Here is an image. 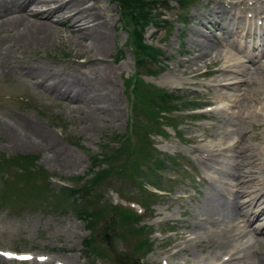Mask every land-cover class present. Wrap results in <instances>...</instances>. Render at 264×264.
I'll return each mask as SVG.
<instances>
[{
  "label": "rangeland",
  "instance_id": "1",
  "mask_svg": "<svg viewBox=\"0 0 264 264\" xmlns=\"http://www.w3.org/2000/svg\"><path fill=\"white\" fill-rule=\"evenodd\" d=\"M83 2L91 6L90 12L94 15L100 13L96 16L98 20L95 23L98 22L97 32L101 30L100 33L108 34V41L100 46L104 52L100 53L101 49L97 42H94L93 48L91 36L82 38L75 33H70L68 26H60L58 32L52 36L53 39L45 42L46 44H41V48L40 46L35 49L25 47L17 51L18 49L13 46L9 49L12 51H8L10 61L0 66V124L4 126L0 129V160L2 157L11 158L17 154H35L38 155V168L44 169L42 173L44 176L40 180L34 177L27 178L26 182L25 179L20 178L17 186L19 183L23 185L7 191L3 188V175L0 170V249L44 255L49 257V261L46 262L53 264L57 261L65 264H112V260L118 257L117 253L124 249L131 251L134 248L135 240L126 241L121 236V233L128 231L127 225L120 224L122 219L119 215L113 218L105 217L108 212L106 210L105 218L95 227L97 231L99 230L96 236L103 257L96 256V253V255L91 254L86 248L84 239L92 235L87 226L88 220L92 218L88 215L87 218H83L84 213L80 214L79 211L89 212L96 206H91L85 197L81 199L77 194L71 196L70 193H63L61 187L79 181L72 182L69 180L70 177L85 176L88 173L95 163L92 155L104 152L107 146L112 148L123 143L124 136L131 133L132 123L135 122L138 129L143 127L146 130L149 125H152L143 107L133 104L132 100L135 101V98L132 97L127 84L129 78L140 72V76L146 83L178 91L179 96L184 99H195L201 106L210 104L225 107L226 105V108L221 109L222 113L220 110L207 112L208 114L200 118L189 116L191 112L187 108L172 113L171 116H175L173 121L179 124L181 140L178 139L172 127H167V132L163 135L151 129L148 130L150 135L146 137L150 138L154 147L158 149L159 156L173 157L178 160L179 169L173 167L161 169L164 180L159 185L155 183L156 177L150 172L140 173L129 167L131 161L137 160V154H135L126 162L124 171H113L108 174L87 198L89 200L96 194L101 196L105 193L106 199H111L115 203H125L118 194L120 190L126 196L144 201L150 206L149 213L147 212L143 217L144 222L150 226V230L155 232L152 235V251L147 255L138 254L140 259L134 258L131 261L122 257L118 259L117 264H165L166 262L167 264H208L212 262L210 261L211 252L215 245H209V240L203 238L204 234L200 231L203 221L202 216H199V205L206 191L204 179L209 178L210 175L218 177V173L215 169L207 168L203 161L205 159L199 156L197 146L212 144L216 139L226 140L228 143H234L236 140L244 141L243 144L246 142L247 145H258L261 141L260 132L263 127H259L258 122L253 124L249 119L243 124L244 131L240 130L243 133L239 134L238 130L237 133L232 134L234 136L229 135L228 138L224 132L227 130L224 128L229 125L226 124L227 119L233 122L241 120L233 112L235 109L239 111L240 103L227 105L231 100L228 96L229 91L227 92V89L222 86L225 82L224 75L239 76L233 71L253 69L250 63H243L246 55L241 47L248 46L255 33L249 34L246 30L240 32L237 28L232 29L228 12L212 14L203 22V25L200 24L202 12L214 6L208 0H187L183 2L184 6L180 0H160L155 5L157 9H153L154 16L159 14L160 19L153 23L154 18L152 24L150 23L151 25L146 28L145 40L161 49L163 52L161 63L164 66L147 61L145 66L138 67L133 48L127 44L129 29L123 21L122 12L116 0H76L77 4ZM1 4L2 0H0V11H2ZM245 5H239L238 9L244 10ZM0 14L2 15V12ZM183 18H186V21ZM239 20L238 24H241ZM219 23L223 29L217 31ZM199 25H202V29ZM6 32L7 30L0 25V37L6 35ZM235 39L236 43L229 45ZM207 42L213 46L211 52L213 57L203 56L202 58L203 54L200 50H208H203ZM240 43L243 44L240 45ZM10 45V42L5 43V47ZM97 48L98 52H96ZM87 51H90L88 55H97L102 61L84 65ZM230 51L239 61H242V64L231 68V72L230 70L218 72L222 69L221 67L227 66L225 57ZM194 65L199 76L191 74L196 70ZM108 67L111 70H108ZM150 69L158 70V72L151 73ZM57 71L60 72L57 73ZM46 72H49L48 75ZM76 72H85V75L89 76L94 84L91 89L95 90L96 87L97 94L87 93L86 98H76L74 94L56 93L40 85L52 86L54 78L66 75L68 77ZM103 73H107L105 77ZM43 77L48 81L45 82ZM101 77L106 81H100ZM252 96L255 95L252 93ZM260 97L262 103L244 99V105H250L252 111L260 109L264 107V97L263 95ZM112 99L116 101L113 102ZM242 105L243 103L241 107ZM229 126L232 127L233 124ZM162 128L166 131L165 127ZM133 137L135 138V135ZM15 138H19L17 141L20 142L25 139L29 146L15 142ZM220 156L218 152L214 154L217 159L215 165L218 167H222L219 163L226 159V156L223 157L224 159L219 158ZM127 157L123 156L122 160ZM218 158L222 160L219 162ZM149 160L153 161L152 158L144 161ZM50 175L54 176L53 184L42 187L41 183L44 184ZM226 187L230 190L229 185ZM2 194L6 195L3 199ZM85 206L90 209L88 210ZM167 229L176 231L165 234L161 232ZM252 231L253 227L247 228V234H249L247 236L245 234L243 244L248 245L247 241L253 239L255 234L257 237L260 236ZM135 234L131 233L130 236L137 239L138 236ZM199 234L202 235L199 236ZM0 260V264L37 263L35 259L23 263L7 260L2 256Z\"/></svg>",
  "mask_w": 264,
  "mask_h": 264
},
{
  "label": "bare ground",
  "instance_id": "2",
  "mask_svg": "<svg viewBox=\"0 0 264 264\" xmlns=\"http://www.w3.org/2000/svg\"><path fill=\"white\" fill-rule=\"evenodd\" d=\"M208 1L212 3L214 6H211L210 4L211 8L206 12L205 11L202 12V15L200 17L201 19L199 21V23L202 25H203V22H205V20H207L209 16H211L212 14H215L218 12H222V13L228 12L229 15H231V8L230 10H226L225 8L231 6L232 9H235L239 1L243 2L244 0H238V1L208 0ZM251 7L252 9L249 11L253 13L252 14L253 18H256L260 14L259 10H261V12L264 10V0H253L251 2ZM1 9L2 11L0 12H2V15L0 14V25H1V28L6 29L7 32H6V35L0 37V66L5 65L10 61V56H9L8 51L11 52L12 50H9V49H11L13 46H15L18 49L17 51L25 47L27 48L34 47L35 49V47H38L43 43L46 44L45 42L49 41L54 35V33L58 32V29L60 28V26H68V28L70 29V33H75L78 36H81L82 38H85L87 35L91 36L93 39L91 43V45L93 44V48L95 44L94 42H97V44H99L98 47H100L101 45H105L106 42L108 41V37H107L108 34L100 33L99 31L101 30L97 32V30L99 29V28L97 29L98 22L97 23L95 22L98 20L96 16L98 14L100 15V13L98 14L95 13L94 15L92 12H90L91 6L90 5L88 6L86 2L77 4L76 0H2ZM54 17H57V19L54 20L53 19ZM241 17H244L245 19L239 20V23L241 24H238L236 20ZM251 21L252 19L248 20L245 17V15H240L236 13L234 14V24L231 27L232 29L233 28L239 29L240 32L241 31L244 32L245 30L247 32H254L256 31L254 27L247 26V24ZM244 22L246 23L244 24ZM202 25H199L200 29H202ZM260 34L264 35V33L262 32ZM236 41L237 40L235 39L229 45H234L233 43H236ZM6 42H10L11 45L8 47H5ZM242 44L240 43V45ZM206 45L207 46L203 50L208 49L207 51L205 50L207 53L205 51L200 50L201 53L203 54L202 58L203 56H211V52L213 51L212 50L213 46L209 44V42H207ZM89 46H86V47L89 48ZM42 47L44 46L42 45ZM27 48L25 50H27ZM100 49H101L100 53L104 52V50L101 47ZM96 50H97L96 52H98V48ZM89 53L90 51H87V58H85V60L83 61L84 65L90 62L96 63V62L102 61V59L99 58V56L88 55ZM225 59L227 61L226 63H228L227 66L221 67L222 69L219 70L218 72L223 73V72H228L229 70H230L229 72H231V68L238 67L241 65L240 63L241 61H239L235 57V54H233L231 51L228 54V56L225 57ZM245 60H247L253 66V69L247 68V69H241V70H234L233 73L236 72V75H239V76H230L229 74L224 75L225 82L223 83L222 86L227 89V92L229 91L228 96L231 100L229 101V103H227V105L231 106L233 103H235L234 105H237L240 103V108L238 106L239 111L237 112L236 111L237 109L234 108L235 111L233 112H234V115L240 117L241 120L238 122H236L235 120V122H233V120L227 119L228 122H226V124H229V125L233 124V126L230 127L229 125H227L226 126L227 128H224L227 130L225 131L223 130V131L226 132V135H228L227 136L228 138H229V135H232L233 133H237L238 130H239V134L243 133L240 130L244 129L243 124L249 119L253 122V124L255 122H258L259 123L258 126L261 128L263 127L262 131L260 132L261 141L259 142L258 145L256 144L247 145L246 142L245 144H243L244 141L239 142L236 140L234 141V143H228L226 140L222 141V139L221 140L216 139L215 142H213L212 144L197 146V151L200 153L199 156H202L203 159H205L203 161H205V164L208 166L207 168L212 169V170L215 169L216 172L218 173V177H216L217 175L216 176L210 175L209 178L204 179V182H205L204 184H206V191L204 195H202L200 205H199V210H200L199 216L200 215L202 216V221H203L200 227V231H202L204 234L203 238L209 240V245H213V244L215 245L214 249L211 252L212 259L210 260L212 261L210 263H214V264H247V262L249 264H264V107L260 109H253L252 111L250 105H249L250 107L248 106V104L244 105L245 104L244 99L245 100L250 99V101L252 100L255 103H257L258 101L262 103L261 101L262 98L260 96L263 95L264 97V63H262L264 60V51L254 54V55H247ZM44 66L46 65L44 64ZM193 67L195 68V65ZM108 68H109L108 70H111L110 67ZM195 69L196 70L191 72V74L193 73V75L199 76L200 74L199 72H197L198 71L197 68ZM40 70L42 71V68ZM58 72L60 71H57V73ZM47 73L49 72H46V74ZM106 74H104V77ZM65 77H67V75L64 77L54 78L53 80L54 84H52V86H49L47 84H40V85L44 86L46 89L55 91L56 93L62 92L64 93V95L69 94V93L74 94L73 96L76 98H79V97L86 98L87 93L94 94L97 91L96 87H95V90L91 89L92 87H94V84L92 83V81H90L89 76L85 75V72L84 73L76 72V74L74 75H69L67 78ZM102 77L99 78L101 79L100 81L105 82L106 80H104ZM221 78L223 77L221 76ZM106 79L108 78L106 77ZM40 80H43V79H40ZM44 81L47 82L48 80L45 79ZM223 92H225V90ZM251 92L256 97L255 96L251 97V94H252ZM114 100L116 101V99ZM241 103H243L242 107H241ZM225 108H226V105L224 109ZM220 112H221V109H220ZM228 127H230V130H228ZM3 128L4 126L0 124V129H3ZM255 136L257 137L256 134ZM23 137L24 136H22V138ZM16 138H17V135H16ZM17 140H19V138L16 139L15 142L23 143L25 146H29L27 145L28 141H26L25 139H23L22 142L17 141ZM17 146L19 147V145ZM216 152L220 153L221 156L219 158L224 159L223 157L226 156V159L224 161L222 159L219 160L218 158L219 162L222 160V162L220 163L217 161L220 165H222V167H218L215 165V161L217 159L214 157V154ZM228 185L230 186V190L227 189L226 187ZM241 198H244V199L241 201L240 200ZM249 227H253V231L258 233L260 236L257 237L255 236L256 234L253 235V239H249V241H247L248 245L247 244L245 245L243 244V239L245 237V234L246 236L249 234V233L247 234V228ZM245 229H246V232H245ZM196 235L197 234H195V236ZM200 235L202 234H199V236ZM183 237H186V236L183 235ZM189 241L191 242V240ZM183 250H185V248H183ZM221 255H223L222 262L218 263L217 262L218 257H220ZM225 256L227 257L229 256V258H224ZM244 258H245V261H244ZM35 264H41V263L37 262ZM43 264H53V263L46 262Z\"/></svg>",
  "mask_w": 264,
  "mask_h": 264
},
{
  "label": "trees",
  "instance_id": "3",
  "mask_svg": "<svg viewBox=\"0 0 264 264\" xmlns=\"http://www.w3.org/2000/svg\"><path fill=\"white\" fill-rule=\"evenodd\" d=\"M159 0H116L118 3L122 16L125 22V25H127L128 28H130V37L132 44L135 49V55L137 57L138 61H144L145 57L150 60H157L158 52L152 47V45L148 44L145 41L144 38V32L145 29L150 23L153 21V9L155 4ZM133 88V94H135L140 101L144 102L145 105L147 106L148 110L150 111V114L152 116L153 121L155 122L156 126H160V122L158 121V117L161 115L162 112H170L171 111V103L176 100V96L174 94L167 93L165 91H162L160 89H153V88H148L145 87L143 81L140 78H136L135 80L132 79L131 82ZM173 105V104H172ZM156 108V109H154ZM158 129H160L158 127ZM130 145L132 143L130 142ZM133 148L129 152V155L135 154L136 152V147L132 145ZM141 149V155L143 156V159H148L150 153L144 150L143 148ZM130 150V148H129ZM124 150L118 149L116 150L117 153H122ZM36 157L31 156V155H25L21 156L19 155L14 161L16 162L17 166L22 169V171H26L28 173L35 172L34 171V162H35ZM111 160H113V157H110V155H105L103 159H97L98 165H101L102 163H107L108 166L107 168H102L101 170L97 171L91 184L93 185L92 187L98 186L101 182L105 180L108 174H110L111 171ZM160 162V165L162 167H166L165 162ZM175 162V161H174ZM173 164V161L171 162ZM173 165H178L177 163H174ZM135 170L139 171L140 173H144L142 169L138 167V164H135ZM151 174H153L156 177L155 183L159 185V183L162 181L160 178L156 176L154 172L149 170ZM28 178H34V173L31 175H27ZM28 181V180H27ZM4 182V190L7 191L8 189L11 190V187L14 185L13 182L8 183L9 181L7 179H3ZM13 183V184H12ZM43 187V186H42ZM83 189H69V188H63L62 191L70 193L71 196H75L78 194V197L80 198L82 195L81 193H84L85 191L88 190V187H82ZM80 192V193H79ZM5 194H2L1 197L2 199L5 198ZM102 208H97L92 211V215H96L99 218H101L103 210ZM115 214H120L123 218V223L127 224L130 232H140L139 229H135V224L136 221H138L137 218H135V214L132 211H127V210H119L117 207L113 208V215ZM94 217V216H93ZM89 226H94L93 221H89ZM93 238L90 240L86 241V245L93 250H97L98 246H93ZM147 242L141 243L138 247L141 248L142 245H146ZM123 256V255H122ZM120 256V257H122ZM119 257V258H120ZM127 258V257H126ZM131 258H129L130 260ZM131 261V260H130Z\"/></svg>",
  "mask_w": 264,
  "mask_h": 264
},
{
  "label": "snow or ice",
  "instance_id": "4",
  "mask_svg": "<svg viewBox=\"0 0 264 264\" xmlns=\"http://www.w3.org/2000/svg\"><path fill=\"white\" fill-rule=\"evenodd\" d=\"M21 259H30V257H22Z\"/></svg>",
  "mask_w": 264,
  "mask_h": 264
}]
</instances>
